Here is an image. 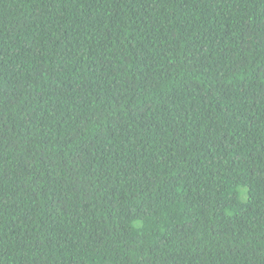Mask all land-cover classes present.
Returning <instances> with one entry per match:
<instances>
[{"label":"trees","instance_id":"1","mask_svg":"<svg viewBox=\"0 0 264 264\" xmlns=\"http://www.w3.org/2000/svg\"><path fill=\"white\" fill-rule=\"evenodd\" d=\"M0 264H264V0H0Z\"/></svg>","mask_w":264,"mask_h":264}]
</instances>
